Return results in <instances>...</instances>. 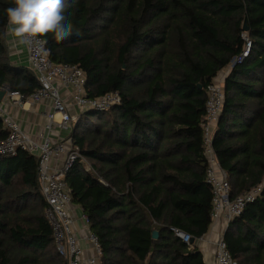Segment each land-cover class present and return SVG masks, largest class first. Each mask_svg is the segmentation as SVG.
<instances>
[{"label": "trees", "instance_id": "obj_1", "mask_svg": "<svg viewBox=\"0 0 264 264\" xmlns=\"http://www.w3.org/2000/svg\"><path fill=\"white\" fill-rule=\"evenodd\" d=\"M69 2L65 15L80 35L39 36L49 58L79 66L88 96L120 97L107 111L82 112L66 138L79 156L65 184L98 240L100 264H204L194 243L171 229L197 240L211 225L205 103L207 87L227 67L216 80L223 104L212 150L231 199L261 192L222 238L237 264H264V0ZM14 6L0 0V86L11 80L16 88L3 61L6 9ZM243 34L249 55L233 63ZM6 134L0 120V140ZM45 206L36 158L21 149L0 157V264H66Z\"/></svg>", "mask_w": 264, "mask_h": 264}, {"label": "built area", "instance_id": "obj_2", "mask_svg": "<svg viewBox=\"0 0 264 264\" xmlns=\"http://www.w3.org/2000/svg\"><path fill=\"white\" fill-rule=\"evenodd\" d=\"M244 48L233 63L242 62L251 48L250 39L243 34ZM30 70L34 73L38 88L27 97L18 92H11V97L16 95L15 101L20 104L24 100L37 102L42 99H51L53 111L46 114L45 129L52 130L53 124L61 128H70L77 121L68 109L62 98L63 89L71 91V103L80 109L81 113L88 110L96 112L107 111L112 105L120 101L117 92H107L99 96H88L85 88V73L74 64L55 63L45 49L43 40L37 36L30 38L25 43ZM223 104V88L220 84H210L207 87L205 103V122L203 124V138L205 142L204 156L206 159V182L211 187V223L224 219L226 224L239 215L244 205L254 200L261 192L258 186L249 192L230 198V186L225 171L220 167L212 150V138ZM59 115L58 121L55 115ZM0 120L7 134L0 140V157L14 155L18 149L36 155L37 181L41 195L46 202L44 215L51 229L57 254L66 264H83V250L74 231V220L70 214L72 205L71 197L67 191L64 173L77 159L79 153L76 148L65 149L64 141L53 143L49 136L37 142L21 130L12 117L3 115L0 103ZM50 133V132H49ZM70 144V141L67 140ZM62 156L60 168H53V159ZM85 221L87 219L85 217ZM175 237L183 243H190L192 237L178 229H171ZM88 239L93 246L95 256L88 260L89 264H100V245L96 236L89 234ZM213 264H237L229 254L223 238L216 242Z\"/></svg>", "mask_w": 264, "mask_h": 264}, {"label": "crops", "instance_id": "obj_3", "mask_svg": "<svg viewBox=\"0 0 264 264\" xmlns=\"http://www.w3.org/2000/svg\"><path fill=\"white\" fill-rule=\"evenodd\" d=\"M4 41L6 51L3 61L9 67V73L15 74L14 79H16L17 82L15 81L16 88L12 87L11 80L0 86V91H5L4 96L0 99L3 108V115L12 117L21 130L30 136L31 139L40 142L46 136H49L53 143L64 141L65 149L68 150L71 146L66 138L70 134L71 128H61L58 124H53L51 131L45 129L46 114L52 112L54 109L51 99H42L37 102H31L27 99L18 104L15 101L16 95L11 97V92H18L27 97L38 88V82L36 81L34 73L29 68L28 54L25 44H20L18 38L8 34L6 28L4 32ZM28 75H31L33 78ZM225 76L226 75H224L222 80L219 81L222 82ZM70 93L71 91L68 89H63L61 91L62 98L67 104L69 113L75 117V119H78L81 111L71 103ZM55 119L58 121V114L55 115ZM33 156L36 158V155ZM61 158L62 156L60 155L58 158L53 159V168L61 167ZM70 214L74 220L75 234L83 250V264H89L88 260L96 254L88 239V236L91 233L87 222L85 221V216H83L79 206L75 204L70 206ZM225 230L226 222L224 219L220 218L216 222L211 223L209 229L202 237L191 242L201 251L204 264H213L216 242L223 237Z\"/></svg>", "mask_w": 264, "mask_h": 264}, {"label": "clouds", "instance_id": "obj_4", "mask_svg": "<svg viewBox=\"0 0 264 264\" xmlns=\"http://www.w3.org/2000/svg\"><path fill=\"white\" fill-rule=\"evenodd\" d=\"M6 9L7 33L25 44L30 38L54 34L57 42L80 35L65 12L72 6L69 0H13Z\"/></svg>", "mask_w": 264, "mask_h": 264}, {"label": "rangeland", "instance_id": "obj_5", "mask_svg": "<svg viewBox=\"0 0 264 264\" xmlns=\"http://www.w3.org/2000/svg\"><path fill=\"white\" fill-rule=\"evenodd\" d=\"M244 35H245V34H244ZM228 71H229V68H228V67L222 69V70L219 72V74L217 75L216 80H217V81L222 80V77H223L224 75H226V74L228 73ZM216 80H215V83H218ZM96 119H97V118H92V121L95 122V121H97ZM71 126H72V125H71ZM70 128H71V127H70ZM85 166L87 167V169H89V164H88V163H87V165H85Z\"/></svg>", "mask_w": 264, "mask_h": 264}, {"label": "water", "instance_id": "obj_6", "mask_svg": "<svg viewBox=\"0 0 264 264\" xmlns=\"http://www.w3.org/2000/svg\"><path fill=\"white\" fill-rule=\"evenodd\" d=\"M244 29H246V27H245ZM4 94H5V91H3V90L0 91V99L4 96ZM152 237H153V238H157V231H155V230L152 231ZM193 240H194V239L192 238V239H191V242H193Z\"/></svg>", "mask_w": 264, "mask_h": 264}]
</instances>
